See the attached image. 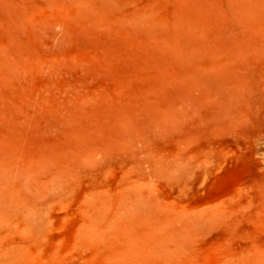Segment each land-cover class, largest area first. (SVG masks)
I'll list each match as a JSON object with an SVG mask.
<instances>
[{"label": "rangeland", "instance_id": "1", "mask_svg": "<svg viewBox=\"0 0 264 264\" xmlns=\"http://www.w3.org/2000/svg\"><path fill=\"white\" fill-rule=\"evenodd\" d=\"M0 182V264H264V0H0Z\"/></svg>", "mask_w": 264, "mask_h": 264}, {"label": "bare ground", "instance_id": "2", "mask_svg": "<svg viewBox=\"0 0 264 264\" xmlns=\"http://www.w3.org/2000/svg\"><path fill=\"white\" fill-rule=\"evenodd\" d=\"M0 183H1V182H0ZM4 194H5V192H4ZM0 198H1V197H0ZM6 198H7V197H6ZM0 200H1V199H0ZM6 203H7V202H6ZM2 205H4V204L2 203ZM9 205H10V204H9ZM6 208H8V206H7ZM4 211H5V210H4ZM3 216H4V215H3ZM151 238L154 239L153 236H152ZM154 240H155V239H154ZM159 240H160V239H159ZM152 241H153V240H151V242H152ZM155 241H156V242H155ZM155 241H153V242H155V243H157V242L160 243V241H161V243H163V242H162V239H161L160 241H158V240H155ZM155 243H154V245H155ZM158 243H157L158 246H157V245L154 246V247H156V248H158V249H155V248H153L152 246H151V247H152V249H151V247H150V249H151L152 251H154V249H155V252H156V253H155V252L152 253V251H151V250L149 249V247H148V250L151 251V253L149 252V254H154V253H155V254H159V252H160V250H161L160 254H161V253H162V254L164 253V256L167 255V252H168L170 249H168V247L166 248V246L162 245L161 243H160V244H158ZM151 244H152V243H150V245H151ZM163 244H164V243H163ZM130 245H131V244H130ZM161 245H162V246H161ZM127 246H128V245H127ZM132 246H133V244H132ZM132 246H131V247L129 246L130 248L127 247V248H129V249L132 250V251H131V250L128 249V252L130 251V252H132V253L134 252L133 254H135V253L139 254V253H138L139 248L136 249V248H133ZM148 246H149V245H148ZM132 248H133L134 250L136 249L137 251H133ZM159 249H160V250H159ZM123 250H124V249H123ZM146 250H147V249H146ZM148 250H147V251H148ZM124 252H125V251H124ZM128 252H125V253H128ZM141 252H142V251H141ZM157 252H158V253H157ZM169 252H171V250H170ZM125 253H124V255H125ZM132 253H131V254H130V253L128 254V255H131L132 258H133L135 255H137V254L133 255ZM142 254H143V253H142ZM155 254H154V255H155ZM160 254H159V256H160ZM169 254H170V253H168V256H169ZM128 255H127V256H128ZM132 255H133V256H132ZM137 256H140V255H137ZM155 256H157V255H155ZM164 256H163V257H164ZM131 257H129V258H131ZM135 257H136V256H135ZM135 257H134V258H135ZM127 258H128V257H127ZM136 258H137V257H136ZM166 258H168V257H166Z\"/></svg>", "mask_w": 264, "mask_h": 264}]
</instances>
